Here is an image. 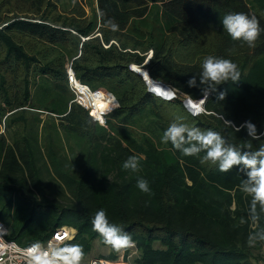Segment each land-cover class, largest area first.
Masks as SVG:
<instances>
[{"label": "trees", "instance_id": "obj_1", "mask_svg": "<svg viewBox=\"0 0 264 264\" xmlns=\"http://www.w3.org/2000/svg\"><path fill=\"white\" fill-rule=\"evenodd\" d=\"M95 1L88 15L77 2L0 0V222L8 239L45 243L66 225L77 233L64 247L81 246V261L95 241L110 249L98 257L128 260L132 249L117 252L93 230L95 212L104 209L132 237L136 263L264 264V242L247 243L251 197L240 190L246 177L239 168L221 172L200 163L204 153L186 156L162 142L182 116L238 149L264 143L263 135L251 140L246 128L237 132L220 118L235 126L251 121L264 133V31L249 47L233 41L221 22L227 13L244 12L264 29V0ZM209 55L237 63L240 80L221 84L226 98L217 101L213 93L193 115L189 101L202 93L187 81ZM133 66L148 70L160 94L149 91ZM69 67L105 95L106 125L74 101ZM132 155L143 157L139 172L122 167ZM141 177L151 195L137 187ZM257 227L264 228V216Z\"/></svg>", "mask_w": 264, "mask_h": 264}, {"label": "clouds", "instance_id": "obj_2", "mask_svg": "<svg viewBox=\"0 0 264 264\" xmlns=\"http://www.w3.org/2000/svg\"><path fill=\"white\" fill-rule=\"evenodd\" d=\"M221 22L223 29L233 41H243L249 47L255 46V42L264 31L255 14L231 12L224 15ZM108 23L112 30H117L119 27L113 21ZM229 53H232L231 49ZM240 76L239 66L233 60L212 55L206 56L201 63L200 71L191 75L187 81L189 87H197L202 93V98L197 102L189 101V106L193 109L192 114L197 115L202 112L200 109H203V103L213 93H216L217 101H223L227 92L226 90L220 91L219 86L228 81L238 82ZM174 95V92L169 91L167 98L171 100ZM220 118L237 132L246 128L251 140H261V136L264 135L258 132L256 125L251 121H245L244 124L235 126L222 114ZM93 119L98 118L93 116ZM98 122L103 123V121ZM162 142L165 144L170 142L176 150L186 156H199L204 153L200 157V163L217 165L221 172H229L234 167H238L246 177L241 182L240 190L251 197L248 217L252 222L253 229L249 232L247 243L253 247L258 242H264V228L257 227L261 217L264 216V143H260L255 149L251 144H247L243 149H238L229 144L220 132L190 126L182 116H176L172 120L163 133ZM142 159V156H129L122 167L125 170L139 172ZM137 187L144 193L152 194L149 182L142 177L137 180ZM244 222L241 221V223ZM91 223L93 230L103 238L104 243L115 251L119 252L133 246L132 237L120 226L109 221L106 210H97ZM0 227L3 226L0 225ZM9 250V247L0 241V255ZM83 255L81 246L70 245L63 249H55L51 255L33 253L28 257V264H81Z\"/></svg>", "mask_w": 264, "mask_h": 264}, {"label": "built area", "instance_id": "obj_3", "mask_svg": "<svg viewBox=\"0 0 264 264\" xmlns=\"http://www.w3.org/2000/svg\"><path fill=\"white\" fill-rule=\"evenodd\" d=\"M67 80L70 85V89L75 95L74 101L77 102L81 107L86 109L90 116L93 118V116L97 117L98 119H93L97 123L98 121H103L101 124L102 126L106 125V114L105 112L102 113V117H98L95 113L94 109V102L92 101L97 96H103L100 92H93L89 86L84 85L80 80L77 79L75 76V72L72 69V67H69L67 70ZM160 84V83H159ZM148 89L150 92H153L155 94H160L156 92L153 88L148 84ZM163 91V90H162ZM198 100H196L197 102ZM117 104H115V107ZM114 106L111 108L113 109ZM5 129V126L2 125ZM264 132V131H263ZM264 134V133H263ZM264 136V135H263ZM0 225L3 227H0V241L6 246L9 247V251L5 254L0 255V264H28V257L33 253H41V254H48L51 255V253L55 249H63L65 248V244L73 240L75 237L77 231L70 226H62L58 229H56L52 236L45 242V243H36V247H33V245L30 246H23L21 244L16 243L14 240L8 239L9 235V228H7L6 225H4L2 222H0ZM130 249H136L135 243H133V246L129 247ZM130 257V256H129ZM122 259V258H121ZM107 260L105 258L100 257H94L93 259H89L88 261L83 260L81 261V264H141V263H131L128 260ZM129 259V258H128Z\"/></svg>", "mask_w": 264, "mask_h": 264}, {"label": "rangeland", "instance_id": "obj_4", "mask_svg": "<svg viewBox=\"0 0 264 264\" xmlns=\"http://www.w3.org/2000/svg\"><path fill=\"white\" fill-rule=\"evenodd\" d=\"M93 2L94 4L93 5H95L96 4V1L95 0H62V2L67 6V7H73V4L75 3V2H77L76 4H78V5H80V6H82V7H85V9H86V11H87V14L88 15H90L91 14V9H92V7H90L88 4H89V2ZM66 6H64L65 8H66ZM140 71H142V70H140ZM97 97H99L100 99H102V102L98 105V108H99V115H100V118L102 117V115H101V113H100V106L103 104V102H104V100H105V95L103 94V96L101 97V96H97ZM116 104L118 105V103L116 102ZM117 107V106H116ZM113 109H115V106L113 107ZM112 109V110H113ZM111 110V111H112ZM42 119H45V115H43L42 116ZM4 128V127H3ZM4 131V130H3ZM66 143V142H65ZM66 150H67V152H69L68 151V149L66 148ZM41 162H43V160H41ZM48 164L47 165H50L49 164V162H47ZM38 164H40V163H38ZM41 165L44 167L45 166V163L44 164H42L41 163ZM46 172V169L45 168H43V172ZM50 174V173H49ZM49 174L47 173H45V177H48L49 178ZM53 175H55V173L53 174ZM55 177H56V175H55ZM57 178V177H56ZM51 183H52V181H51ZM57 184V182L56 181H53V187H54V185H56ZM52 191V192H51ZM67 193V192H66ZM54 190L52 189V188H48V194H47V196H50V197H53L54 196ZM65 195V194H64ZM66 196V195H65ZM66 197H68V196H66ZM65 199V200H64ZM59 200L60 201H66L67 199L65 198V197H59ZM18 221H20V219H18ZM17 221V222H18ZM132 249V248H131ZM109 247L107 248V247H104V246H102L101 244H100V242L99 241H95L94 242V246H93V249H92V251L88 254L89 256L87 257V259L86 260H89V259H93L94 257H98L99 255H108V252H109ZM131 255H130V257H129V259H128V261L129 262H131V263H134V261H135V259H136V257L138 256V253H137V251H136V249H132L131 250ZM122 257H120L119 259H121ZM122 260V259H121Z\"/></svg>", "mask_w": 264, "mask_h": 264}, {"label": "water", "instance_id": "obj_5", "mask_svg": "<svg viewBox=\"0 0 264 264\" xmlns=\"http://www.w3.org/2000/svg\"><path fill=\"white\" fill-rule=\"evenodd\" d=\"M146 62H147V61H146ZM133 69H134L139 75H141V76L147 81V83H148L151 87H152V85L154 84V82L159 83V82L153 80L152 78H150L147 69H146V70L142 69V72H140L139 69H138L137 67L135 68V66H133ZM108 93H109V92H108ZM109 94H112V93H109ZM112 96H113V94H112ZM113 97H114V96H113ZM114 98H115V97H114ZM115 100H116V99H115ZM116 102H117V101H116ZM117 103H118V102H117Z\"/></svg>", "mask_w": 264, "mask_h": 264}, {"label": "bare ground", "instance_id": "obj_6", "mask_svg": "<svg viewBox=\"0 0 264 264\" xmlns=\"http://www.w3.org/2000/svg\"><path fill=\"white\" fill-rule=\"evenodd\" d=\"M142 72V71H140ZM94 102V109H95V113L98 117H100L99 115V108L98 105L102 102V99H100L99 97H96L95 99L92 100Z\"/></svg>", "mask_w": 264, "mask_h": 264}, {"label": "snow or ice", "instance_id": "obj_7", "mask_svg": "<svg viewBox=\"0 0 264 264\" xmlns=\"http://www.w3.org/2000/svg\"><path fill=\"white\" fill-rule=\"evenodd\" d=\"M157 91H159V89H157Z\"/></svg>", "mask_w": 264, "mask_h": 264}, {"label": "crops", "instance_id": "obj_8", "mask_svg": "<svg viewBox=\"0 0 264 264\" xmlns=\"http://www.w3.org/2000/svg\"><path fill=\"white\" fill-rule=\"evenodd\" d=\"M86 261H88V260H86Z\"/></svg>", "mask_w": 264, "mask_h": 264}]
</instances>
